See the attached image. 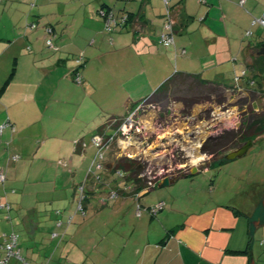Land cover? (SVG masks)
<instances>
[{"label":"crops","instance_id":"crops-1","mask_svg":"<svg viewBox=\"0 0 264 264\" xmlns=\"http://www.w3.org/2000/svg\"><path fill=\"white\" fill-rule=\"evenodd\" d=\"M46 1L0 0V12L3 8L0 18V102L5 106L7 103L9 109L25 104L21 112H7L6 121L21 132H29L35 123H29L26 118L24 121V117L31 114L30 98L36 86H40L36 75H19L20 62L29 43L35 51L33 71L43 72L46 81L61 69L64 71L59 76L61 83H68L69 76L74 81V72L78 68L69 72L68 55L75 60L77 52L85 51L86 64L80 68L82 84L88 92L91 88L94 102L84 109L83 114L78 112L77 115L87 122L84 130L91 131L93 136L108 132L104 128L111 118H126L135 112L175 73L195 74L206 81L234 87L236 76L256 57L262 56L259 53L264 45V29L254 26L253 21L264 16V0H245L243 6L241 0H167V5L164 0H91L87 3L86 0H48L56 1L53 6H46ZM33 2L37 5L27 14L29 4ZM68 3L76 5L79 10L77 15L72 14L70 21L68 14L63 12V6ZM102 9L115 10L119 21L127 18L126 24L118 27L120 31L112 42L108 41L104 19L99 15ZM168 11L176 31L175 46L164 47L160 35ZM27 17L31 23L37 24L35 34L23 33ZM5 19L7 22L4 23ZM47 28L53 30V35L47 36ZM249 31L252 35L248 37ZM73 34L74 39L69 37ZM49 37L54 39L53 48L47 46ZM89 37L93 38L91 43L87 41ZM41 44L55 51V56L66 53L67 58L39 59ZM90 45L92 56L94 52H100L98 58L104 55L102 50L108 46L110 63L115 65L114 61H119L116 67H121L117 70L120 74L113 75V82L120 80V83L108 103L99 98L100 93L104 95V88L96 89L86 78V65L91 60V55L87 57L86 54ZM7 52H11L10 63V58L5 57ZM11 67L14 68L13 74H10ZM248 71L252 78L257 75L256 80L260 79L264 84V73L259 75L256 71ZM255 88L250 87V90ZM262 100L264 102V98ZM109 111L113 116L107 119L106 116L111 115ZM45 135L51 137L48 132ZM11 139H15L14 134ZM85 141L82 138L79 143ZM19 147L18 151L24 152L22 156L29 158L26 151L30 147L25 140ZM77 152L83 154L84 151ZM67 168L70 172L74 170L73 165ZM0 169L7 172V167ZM2 189L6 190V185ZM217 190L210 188L189 203L182 202L172 192H161L148 208L141 205L144 208L141 216L136 214L135 202L129 203L132 205L131 215L139 220L133 224L128 240H125L129 231L127 222L126 231L120 230V236L115 238L101 234L109 225L107 221H92L89 224L92 230L87 235L89 240L85 241L86 237L81 236L83 225L80 222L83 220H79L83 216L77 214L73 221H67L68 215L73 213L70 207L64 212L60 207H48L43 212L30 203H19L18 199L16 203H9L12 207L8 216L4 209L0 210V260L5 258L1 248V236L5 230L1 229L13 228L15 224L20 256L27 264H264V196L255 195L252 206L244 207ZM157 204H164V207L152 216L149 209ZM124 205L126 203L121 206ZM55 212L62 218L60 227L56 226ZM99 215L96 214L93 220ZM8 218H16V222L11 223ZM3 220L5 224H2ZM123 239L127 245L122 243ZM26 263L16 257L8 261V264Z\"/></svg>","mask_w":264,"mask_h":264},{"label":"rangeland","instance_id":"rangeland-1","mask_svg":"<svg viewBox=\"0 0 264 264\" xmlns=\"http://www.w3.org/2000/svg\"><path fill=\"white\" fill-rule=\"evenodd\" d=\"M87 1L91 0H86V3ZM46 2V6H53L56 3V1L52 2L48 0ZM36 5V2L30 3L27 14L33 10ZM67 5L68 6H63L65 7L63 12L68 14L67 18L70 21L72 20V14L77 15L79 10H77L78 7L72 3H68ZM111 11L117 14L115 10ZM1 12H3V8ZM1 12L0 18L2 17ZM99 15L101 16L100 12ZM3 22L5 23L7 20L5 19ZM30 24L31 21L29 17H27L23 33L32 35L37 32V30H32L30 28ZM119 29L120 28L116 27L112 31H107L105 28V32L109 38V40H107L113 41L116 39L117 32L120 31ZM69 37L74 39L75 34ZM92 39V37H89L87 41L91 43ZM32 48L33 45L31 43L25 46L26 55L22 58L19 67L20 76L36 75V81L38 85H40L39 87L36 86L35 92L30 98L31 101L29 106L31 114L24 117V121L26 118L29 123L35 121V123L31 125V130L25 133V131L21 132V130H19L18 127L15 128V126H9L1 130V124L7 122V112L12 113L15 110L21 112L25 104L23 103L22 107L16 109H9L7 103H5L7 105L5 106L2 104L4 102H0V167H7V172L5 171L6 179L4 182H0L1 189L5 185L7 187L6 190L2 189L3 193L0 192V210H3L1 206L5 208L6 205L12 201L15 203L18 202V199L19 203H30V205L42 209L43 212L48 207H60L62 212L70 207L73 213L68 215L67 221L70 219L73 221L77 214L83 216V219L79 220H83L80 222V225H83L81 236L86 237L85 241L89 240L87 235L89 231L92 230V226L89 224H92V221L96 220H99L101 223L107 221L109 225L103 228L104 231L101 230V234L104 235L105 233L107 236L115 238L120 236V230L126 231L125 222H127L129 231L125 240H128V235L131 233L133 224L139 220L135 218L133 214L131 215L130 208L132 207L130 206L132 205L129 203L135 202V206L140 203V205L148 208V205L154 203L161 192H172L179 196L182 202L189 203L195 199V196H200L202 193H205V191H209L210 188H216L218 189L217 191H220L222 194H228L229 198H234L236 204L244 205V207L252 206L255 195L264 196V134L252 141V147L243 157L233 161L219 160L211 165L214 159L213 156L208 155L209 159L201 163L199 166L201 171H198L197 174H188L186 177H179L168 187H157L140 201H135L130 195L119 194L115 196L120 189L125 187V183L127 182L126 177L129 173L123 169L113 171V168L119 159L135 158L132 157L134 155L125 157L122 148L123 145L120 147V145L114 141L111 146V152L108 154L107 150H104V159L95 160L96 156L99 154V149L92 144L93 133L84 130V127L87 126V122L81 120V115H77L78 112L83 114L84 109H87L88 105H93L94 101L91 88L88 92L86 86L82 84L83 81L77 83L75 79L73 81L70 76L68 78V83L64 81L61 83L62 79H59V76H62V72H64L63 69H61L57 75L53 73V78L51 77L46 81L43 77V72L41 73L39 71L37 73L33 71L32 62L35 51H33ZM106 50L108 51V46L102 50L104 55L98 58L100 52L96 51L92 56L91 53L93 52V48L92 46L90 47L88 54H86L87 57L91 55V60L88 62L89 64L86 65V71L88 72L86 78L91 80L92 86L96 89L104 88V95L100 93L101 95L99 98L102 97L101 101L108 103L111 96H114L113 93L117 92L120 83V80H118L119 83L117 81L113 82V75L115 76L116 74V76H118L120 70H117L121 67H116V62L119 61H114L115 65L110 63L108 58L110 55ZM54 53L56 52L50 50L45 44H41L38 58H67L66 53H59L58 56H55ZM77 53L75 60H72V56L68 55L67 60L68 65H70L68 68L70 73L71 70L83 67L86 64V57L84 56L85 51H79ZM9 55H11V52H7L5 57H9ZM9 58L10 63L12 57ZM9 63L7 64L9 65ZM7 64L6 67H8ZM173 65L175 66L174 63ZM13 69L14 68L11 67L10 74H13ZM247 73L248 77L252 78V73L250 71H247ZM2 74H4V72H2ZM40 75L42 78L38 79ZM238 76H242V73ZM40 81H42L41 84ZM238 81V83L236 81H234V83L239 84L240 87H245V80L241 78ZM255 81V87H258L257 81H260V79H255ZM201 91L202 90L198 89V87H195L193 95H197ZM193 95L190 87H179L178 85V87L172 86L167 96H155V98L146 101L145 108L143 109L147 111L155 110L157 112V118L154 121L153 134L146 136V139L143 133L137 132L138 135H140L138 137L139 142L144 143H141L142 150H144L143 155H145L150 146L155 145L156 142L166 137H171L175 129L180 125L182 126L183 123L186 124L185 126L189 125L194 128L202 122H212V137L218 136L225 131L237 130L241 126L243 116L239 111V107L233 104L235 101L234 99L230 100L228 103H223V98L213 95L210 96V99L204 98L205 100L203 102L193 105L188 111L185 100H191ZM107 96L109 97L107 98ZM202 97L204 96H201V98ZM259 103L261 109L259 108L258 111H255L262 114L264 113V102L261 99ZM220 110L224 113L230 111L233 115L236 114L237 120L240 123H237L235 127L227 126L228 128H226L224 125L213 122L214 119L212 114H215L217 111L219 113ZM109 113H111V115L106 116L107 119L113 116V112L109 111ZM145 114H147V112H145ZM106 125L104 128L105 130L109 129L110 124ZM47 132L50 134V138L45 135ZM108 132L109 134L112 133L111 130H108ZM3 134H5L4 139L2 138ZM13 134L14 140L11 139ZM82 138L86 140V147L81 149L83 145H81V143L80 145L77 144ZM118 139L119 141H123L124 137L119 136ZM23 140H25V143L30 147V150L26 151L30 154L29 158L22 156L24 155L23 151H18ZM4 143H7V146H3ZM166 147L169 152L167 155L168 159L165 165H162L165 161L160 163V168L163 166L166 170L169 169V167L176 169L178 167L177 165L181 163L191 166L193 159H191V157H183L184 154L178 152L174 144L170 143L166 145ZM79 148L84 151L83 154L77 152L80 150ZM161 149L162 151H167L165 149L163 150V147ZM14 156H17L18 160H14ZM133 160L137 161V159ZM107 163H112V168L110 170L97 169L99 164L106 165ZM68 165L74 166L72 172L68 170ZM205 167H208V170H202ZM15 169H18V171L15 172ZM175 172L178 173V170L176 169ZM83 198H85L84 201H82ZM81 202L83 204V209L80 210L79 205ZM125 203L126 205L121 206ZM113 206H115V208ZM6 209L4 210L8 216V211ZM62 212L60 214H62ZM15 214H17L16 211ZM96 214L100 215L93 220ZM56 216L58 218L57 221H61L60 219L62 218L57 214ZM133 218H135V221ZM8 219L11 223L16 222V218L14 220ZM121 221H123L124 224H122ZM5 223L6 221L3 220L2 224ZM13 225V228L5 227L1 229L5 230L4 233L1 232L3 244L4 235H10L13 231L16 233V225ZM74 226H76V222ZM123 235H126V233H123ZM125 240L122 242L123 244L126 243ZM122 243L118 244L121 245ZM129 248L130 244L127 246V250Z\"/></svg>","mask_w":264,"mask_h":264},{"label":"built area","instance_id":"built-area-1","mask_svg":"<svg viewBox=\"0 0 264 264\" xmlns=\"http://www.w3.org/2000/svg\"><path fill=\"white\" fill-rule=\"evenodd\" d=\"M205 2V0H203ZM165 4L167 5V0H164ZM245 0L240 1V5H244ZM100 14L102 18L104 19L105 22V28L107 31H112L116 27H122L124 24L127 22V18H123L120 21L117 19L116 14L112 12L111 10H105L102 9L100 11ZM166 17L168 18L164 28H163V33L160 35V43L164 47H171L175 46V28L174 24L170 19V11L167 12ZM253 25H258L261 28L264 29V16L261 18L255 19L253 21ZM30 28L32 30H35L37 28L36 23H31ZM47 36L53 35V30L51 28L46 29ZM248 36L252 35V32L249 31L247 33ZM47 46L49 48H53V39L49 37L47 40ZM185 53V52H183ZM248 69L245 68L241 73L242 76H236L235 81L238 83L239 79L245 80V87H240L239 84H236L234 86L235 89H228L227 90V98L228 102L232 99L235 101L233 104H235L240 98L244 97L247 95L246 92V86L248 85L249 87L254 88L256 86V82L253 80V78H249L247 75ZM75 81L77 83H81L83 78L80 74L75 75ZM248 81V84H246ZM227 102V103H228ZM146 102L141 104L135 112L127 116L122 120V124L118 130L112 129V125L116 123L117 120L113 119L111 120L112 123L109 125L108 130H112L113 132L109 134L108 132H105L104 134H96L92 138V144L99 149V154L96 156V159H104V150H107L108 154L111 152L112 144L114 141H116L120 147L122 146V143H126L127 146L123 147V151L125 154V157H135L131 158L130 160L137 159V162H139V165L141 166L140 168V173L138 175V178L143 179L147 184L146 188L142 189L139 193H136L134 195V198L139 197V194L144 191V190H152L153 188H156L157 185L166 177H169L171 179L175 178L178 174L179 171L181 170H186L188 168H193L194 166L199 167L202 162L207 161L209 158L207 157L206 154H202V148L205 142L212 137V122L210 123L209 121L207 122H202L201 124L195 126L194 128L188 126H185L186 124L183 123L182 126L180 125L178 128L175 129V132L171 134V137H166L164 139H161V141L156 142L155 145H152L153 147H163V150H167L168 148L166 145L168 144H174L177 147L178 152L181 154H184L183 157H191L193 159L192 154H199L203 159L200 160L198 163L194 164L193 161L191 162V166L181 163L177 165L178 167L176 168L178 170V173H176V169L170 168L165 169V167H161L160 163L166 164L167 161V155H168V150L167 151H162V149H159L156 152H151V149L153 148L150 146L149 150L145 155H143L144 150H142V144L143 142H139V136L137 132H141L144 134V137L146 139V136H149V134H153V127H154V121L157 118V112L155 110H150L147 111L143 108H145ZM221 109V108H219ZM218 109V110H219ZM141 110V112H140ZM147 112V114H145ZM151 112V113H150ZM228 113H231L230 111H227L224 113L223 111L218 113L215 112L213 115V122H216L217 124H221L226 126V128L230 127H235V125L240 123L237 120L236 114L233 115L231 113L232 118L230 123L227 122L226 120V115ZM11 126L9 122H6L2 127L1 130H3L6 127ZM228 126V127H227ZM123 136L124 140L119 141L118 137ZM138 138V140H137ZM144 144V143H143ZM83 147H86V144H83ZM14 160H18L17 156L13 157ZM136 161V160H135ZM108 164V163H107ZM160 164V165H159ZM98 170H103L106 169L104 164H99L97 166ZM6 179L5 173L0 169V182H4ZM83 188V187H80ZM125 189L131 190V187L126 186L124 187ZM84 195V192H83ZM117 196V193L115 194ZM85 198L82 199L84 201ZM139 201V200H137ZM79 209H83V204L82 202L79 205ZM7 207V209H6ZM4 208V206H1V208L6 209L8 212L11 210V206L8 203ZM164 207V204H157L149 209L150 213L152 216H156L159 211H161ZM144 208L138 203L137 209H136V214L137 216H141ZM57 214H60L59 211H57ZM62 225L61 221L57 222V226L60 227ZM19 236L13 232L10 235H4V244L1 246L2 250L6 252V257L2 260H0V264H8V261L12 257L18 258L20 261L25 262V260L20 256V250H19ZM27 264V263H26Z\"/></svg>","mask_w":264,"mask_h":264},{"label":"trees","instance_id":"trees-1","mask_svg":"<svg viewBox=\"0 0 264 264\" xmlns=\"http://www.w3.org/2000/svg\"><path fill=\"white\" fill-rule=\"evenodd\" d=\"M79 67L75 72L76 74H80L82 76V72ZM248 70L256 71L259 75L264 73V56L256 57V60L247 67ZM257 75L253 77V80L257 79ZM83 78V77H82ZM83 81V80H82ZM189 82V83H188ZM256 82V81H255ZM177 84V85H176ZM248 84V81L247 83ZM258 87L255 90H250V87L246 86L247 95L240 98L235 105L239 107V111L243 116V120L241 121V126L237 130L225 131L224 133L209 138L205 144L203 145L202 152L213 156V161L211 165H213L216 161L225 160V156L237 149L241 146L246 144L250 140H254L255 138L264 134V113L256 112L254 109V102H258L260 107V100L264 98V88L263 83L257 81ZM190 87L192 91L195 90V87L202 90L200 93H196L197 95H193L191 100L186 99L185 102L187 104L188 111L192 108L193 105L203 102L205 99H210V96L216 95L223 98V103L228 102L227 98V90L228 89H235L234 87H224L220 83L216 82H209L201 78L199 75L195 74H188V73H175L169 80H167L157 91V93L152 97L155 96H164L169 94L171 91V87ZM192 86V87H191ZM190 91V90H189ZM197 91V89H196ZM195 91V92H196ZM199 95V96H198ZM165 96V97H166ZM201 96H204L201 98ZM205 98V99H204ZM151 99V98H150ZM261 109V107H260ZM117 120L114 125H112V129L118 130L122 124V120L124 118L116 117L111 118L107 125L111 123V120ZM106 125V126H107ZM105 132H101L98 134H104ZM81 145L85 144L84 142H80ZM78 143L77 145H80ZM84 148L83 146L81 149ZM139 166V162L130 159H119L113 171H117L120 169L125 170L128 172V176L126 177L127 182L125 183L126 186H130L131 190L122 188L117 192V195H135L139 193L142 189L146 188V182L138 178L140 170H137ZM156 188H153L154 190Z\"/></svg>","mask_w":264,"mask_h":264},{"label":"water","instance_id":"water-1","mask_svg":"<svg viewBox=\"0 0 264 264\" xmlns=\"http://www.w3.org/2000/svg\"><path fill=\"white\" fill-rule=\"evenodd\" d=\"M259 55L264 56V45H263V47H262V49H261ZM253 106H254V109H255L256 111L259 110L258 102H254ZM252 145H253L252 140L248 141L246 144H244L243 146H241L239 149H237V150H235V151H232V152L228 153V154L225 156V160H226V161H233V160H235V159H237V158H241V157H243V156L249 151V149L252 147ZM161 148H162V147H160V146L154 147V148L151 149V152H156V151H158V150L161 149ZM105 168L108 169V170H110V169L112 168V163H108V164H106V165H105ZM140 168H141V166L139 165L138 168H137V170H140ZM198 171H199V170H198V167L194 166V167L192 168V170L190 171V174H191V175L197 174ZM181 177H186V175H182ZM177 179H178V178H177ZM177 179H171V178H169V177H166V178H164V179H163V180L157 185V187H159V188L168 187V186H170L172 183H174ZM157 187H156V188H157ZM151 191H152V190H144V191H142V192L139 194V197L137 198V200L140 201L143 197L148 196V195L150 194Z\"/></svg>","mask_w":264,"mask_h":264},{"label":"bare ground","instance_id":"bare-ground-1","mask_svg":"<svg viewBox=\"0 0 264 264\" xmlns=\"http://www.w3.org/2000/svg\"><path fill=\"white\" fill-rule=\"evenodd\" d=\"M231 117H232V115H231V113H228L227 115H226V120L228 121V122H230V119H231ZM123 145V147H126L127 146V144L125 143H123L122 144ZM192 157H193V163H198L200 160H202L203 158L199 155V154H192Z\"/></svg>","mask_w":264,"mask_h":264},{"label":"flooded vegetation","instance_id":"flooded-vegetation-1","mask_svg":"<svg viewBox=\"0 0 264 264\" xmlns=\"http://www.w3.org/2000/svg\"><path fill=\"white\" fill-rule=\"evenodd\" d=\"M202 154L204 155L205 153L202 152ZM207 157H208V155H207ZM207 169H208V167H205L202 170H207ZM191 170H192V168H188L186 170H181V171H179V174L173 179H177V178L181 177L182 175H186L187 176L188 174H190ZM198 170L201 171L200 167H198Z\"/></svg>","mask_w":264,"mask_h":264}]
</instances>
